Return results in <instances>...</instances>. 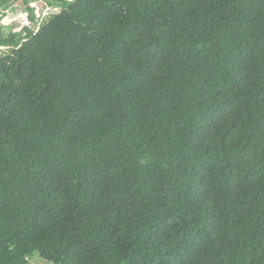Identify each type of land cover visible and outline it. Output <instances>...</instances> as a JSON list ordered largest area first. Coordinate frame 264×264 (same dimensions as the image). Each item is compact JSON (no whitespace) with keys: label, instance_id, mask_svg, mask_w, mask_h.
<instances>
[{"label":"trees","instance_id":"trees-1","mask_svg":"<svg viewBox=\"0 0 264 264\" xmlns=\"http://www.w3.org/2000/svg\"><path fill=\"white\" fill-rule=\"evenodd\" d=\"M17 2L0 264H264V0Z\"/></svg>","mask_w":264,"mask_h":264},{"label":"rangeland","instance_id":"rangeland-1","mask_svg":"<svg viewBox=\"0 0 264 264\" xmlns=\"http://www.w3.org/2000/svg\"><path fill=\"white\" fill-rule=\"evenodd\" d=\"M32 8L34 9L35 19L42 20V18L47 14L48 8L41 2H35L32 4ZM12 11H7L4 17L1 19V24L5 26L12 27L14 32H19L21 30H28L29 32H35L36 26L32 25L29 20L27 14L23 11V6L17 2L13 7ZM36 264H48L43 262L42 260L35 258Z\"/></svg>","mask_w":264,"mask_h":264}]
</instances>
